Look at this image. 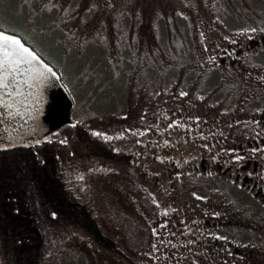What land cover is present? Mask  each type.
Instances as JSON below:
<instances>
[{"label":"flooded vegetation","instance_id":"flooded-vegetation-1","mask_svg":"<svg viewBox=\"0 0 264 264\" xmlns=\"http://www.w3.org/2000/svg\"><path fill=\"white\" fill-rule=\"evenodd\" d=\"M104 2L108 10L112 0ZM251 6L242 8L249 18L198 7V83H181L164 98L151 91L150 104L117 136L88 137L100 147L86 156L106 164L146 217L124 240L147 247L139 264H264V5ZM72 102L63 127L74 129ZM95 222L96 242L129 259L90 204L91 228Z\"/></svg>","mask_w":264,"mask_h":264},{"label":"rangeland","instance_id":"rangeland-1","mask_svg":"<svg viewBox=\"0 0 264 264\" xmlns=\"http://www.w3.org/2000/svg\"><path fill=\"white\" fill-rule=\"evenodd\" d=\"M202 1L205 5H197ZM105 5L104 0H0L1 25L23 33L59 68L65 83L75 79L80 84L76 89L80 95L73 99L79 128L67 125L66 139L58 143H68L75 152L57 147L53 162L58 163L65 186L89 213L93 206L103 234L131 258L101 247L83 227L59 217L42 225L47 234L38 264H130L128 260L139 264L144 260L147 247L139 249L124 240L135 236L146 217L135 211V197L122 193L120 181L107 172L106 164L86 156L87 150L100 147L90 144L88 137L117 136L133 114L150 104L151 91L164 98L181 83H198L204 46L195 23L202 14L198 7L210 13L212 8H227L234 16L249 18L242 8L264 5V0H112L108 10ZM110 80L117 88L104 82ZM102 90H107V96ZM69 133L78 140L73 141ZM102 196L109 201L102 202ZM2 234L0 264H12Z\"/></svg>","mask_w":264,"mask_h":264},{"label":"trees","instance_id":"trees-1","mask_svg":"<svg viewBox=\"0 0 264 264\" xmlns=\"http://www.w3.org/2000/svg\"><path fill=\"white\" fill-rule=\"evenodd\" d=\"M0 29L19 35L37 51L23 33L15 29H5L1 22ZM37 53L51 64L38 51ZM52 66L75 100V94L80 95V92L76 91L79 83L77 84L75 79L68 82L69 84L65 83L59 68ZM104 82L117 88L113 80ZM101 92L107 96V90ZM66 128L65 126L54 131L43 142L31 148L16 146L0 149V231L3 233V241L9 246L8 259L12 264H38V256L44 248L47 234L43 233L42 225L47 222L51 224L59 217L66 218L70 224L77 227L80 225L91 236L98 238L94 231L97 223L90 227L88 209L65 186L60 177L58 163L53 162L52 151L60 148L61 144L58 143L63 138L66 139ZM75 134L78 135L79 131ZM68 136L72 137L70 133ZM75 140L78 139L74 136L73 141ZM61 148H65L66 152L72 151V154L75 152V148H70L68 143Z\"/></svg>","mask_w":264,"mask_h":264},{"label":"water","instance_id":"water-1","mask_svg":"<svg viewBox=\"0 0 264 264\" xmlns=\"http://www.w3.org/2000/svg\"><path fill=\"white\" fill-rule=\"evenodd\" d=\"M0 32L19 39L38 61L0 70L7 84L0 88V149L31 148L70 122L72 99L51 64L17 34Z\"/></svg>","mask_w":264,"mask_h":264},{"label":"snow or ice","instance_id":"snow-or-ice-1","mask_svg":"<svg viewBox=\"0 0 264 264\" xmlns=\"http://www.w3.org/2000/svg\"><path fill=\"white\" fill-rule=\"evenodd\" d=\"M33 61H37V56L24 47L19 39L0 32V70H14L22 64H31ZM46 71L52 70L48 68ZM5 80V77L0 76V88L7 87Z\"/></svg>","mask_w":264,"mask_h":264}]
</instances>
